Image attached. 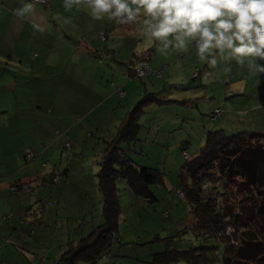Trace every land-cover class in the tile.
Listing matches in <instances>:
<instances>
[{
	"label": "crops",
	"instance_id": "0c3cea01",
	"mask_svg": "<svg viewBox=\"0 0 264 264\" xmlns=\"http://www.w3.org/2000/svg\"><path fill=\"white\" fill-rule=\"evenodd\" d=\"M49 1L50 10H43L44 6L31 0H0V65L13 58L18 63L17 66H0V241H4L2 237H9L16 242L15 246L26 243L25 230L21 229L23 224H32L38 219L34 206L37 201L43 200L42 196L47 192L48 174L52 178L54 171L60 172L56 163L49 165L53 143L58 142L53 140V134L56 133L53 132L54 121L64 124L65 135L69 136L67 138L70 141L77 139L74 132L76 122L80 125L87 120L88 125L91 117L105 116L104 122L97 119V124L91 128L98 133L96 138H100L103 128L109 126L113 130L108 129L107 132L113 137L121 117L116 115V108L110 111L103 105L113 100L114 96L119 98L115 89H123L124 84L130 81L125 77L128 66L146 61L152 73H161L160 79L166 77L165 83L176 87L179 83V86H183V80H188L186 75L192 72V66L204 64L198 62L194 48L188 52L177 50L161 54L157 51V44L146 39L138 25H117L108 21L107 17L96 21L90 16L86 4L74 5L71 11H65L63 0ZM24 3H33L34 12L19 18L14 10L21 8ZM66 19L70 23H65ZM31 21L38 23L43 32L34 34ZM105 54H111V58L99 62L98 58ZM28 56L31 66H25ZM54 73L58 74L59 79L53 78ZM244 76L235 87L226 83L223 97L211 98L213 100L203 104L204 115L214 122L210 131L221 130L226 135L244 131L264 133V96L259 102L252 100L249 108L239 105V101H232L229 105L226 103L230 98L245 95V90L255 89L251 92L254 96L264 94V75L253 76L258 77V81L255 83L252 80L249 85H246ZM200 77L197 83L205 88L209 82L217 81V78L207 77L209 82L205 83L206 73ZM103 82L110 88V93L105 92ZM142 84L143 88H147L146 82ZM102 89L105 92L103 94ZM187 89H192V83ZM164 92L168 97L176 98L177 92L175 97L167 87ZM208 94L204 96H210ZM168 104L159 103L158 106ZM190 106L187 104L185 107ZM195 107L201 110L198 105ZM216 108L222 110V115L212 120L210 115ZM102 111L104 114L100 113ZM241 112L248 113L243 122L238 121L233 125L224 123L226 117L234 115L235 118ZM189 116L186 112L172 115L180 123ZM86 126L83 124L81 128ZM205 129L209 130V127L205 125ZM102 140L107 142L104 138ZM138 140L137 143L143 142L139 136ZM198 149L195 148L191 155ZM28 152L33 154L31 160L26 159ZM43 161L46 166H42ZM60 173L68 175L67 169ZM13 185L26 186L28 191L17 195L11 191ZM35 187L41 189L35 190ZM77 242L67 241L68 244Z\"/></svg>",
	"mask_w": 264,
	"mask_h": 264
},
{
	"label": "rangeland",
	"instance_id": "374dc122",
	"mask_svg": "<svg viewBox=\"0 0 264 264\" xmlns=\"http://www.w3.org/2000/svg\"><path fill=\"white\" fill-rule=\"evenodd\" d=\"M6 3L8 4V2ZM43 10L50 9L44 7ZM31 64L30 56H28L25 66H31ZM17 65L18 63L13 58L12 61L6 60L4 65L0 66ZM226 69H230V71H226ZM204 72L210 74L207 76L209 79L216 80L217 78L216 82H209L206 88L197 83L201 79L199 76H203ZM189 73L186 75L188 80H183V86H179L181 83L177 84L178 87L166 84V77L163 79L159 77L161 73L148 74L152 76L147 77L146 75L142 77V80L134 77L123 86L127 93L124 99L114 96L113 100L103 105L110 111L112 108H116V115L122 117L143 94V82H146L147 88L145 89L147 90L157 91L167 87L172 96L177 92L175 99H186L185 103H170L164 106L150 104L145 108V113L140 116L141 128L138 136L143 139V142L137 143L136 152H132L131 157L141 161L139 163L159 168L163 172V180L151 186L153 200L136 196L123 181L117 182L121 206L117 223L119 241L113 239L111 253L103 257L99 264H108L110 261L111 264L114 262L119 264H153L150 263L152 254L165 249L163 241L156 240L158 236L161 238L175 235L173 247L177 249L204 244L201 237L194 236L188 229L193 223V217L189 212L186 200L179 193L178 175L185 162L182 146L187 147L186 151L191 156L194 149L204 143V137L208 131L213 129L211 124L214 122L204 115L203 104L223 97L222 93H224L226 83H231L235 87L241 82L240 79H244L245 75L246 85H249L252 80L256 83L258 77L249 76L247 68H241L234 60L230 63L221 62L215 69L209 68L206 63L199 67L192 66V72ZM53 78L59 79L58 74L54 73ZM191 83L192 89H187ZM103 85L105 92L110 93V88L105 86L104 82ZM104 89H102V94ZM254 90H245V95L230 98L226 103L229 105L232 101H239L241 102L239 105L249 108L252 100L259 102L262 99L261 96H264L262 93L254 96L255 94L251 93ZM205 93H209L210 96H204ZM259 96L260 98H257ZM189 97L193 102L189 100ZM187 104L191 106L185 107ZM195 105H198L201 110L198 111ZM239 105L238 107H241ZM181 112L189 113L190 116L184 122L181 120L180 123L172 115ZM100 113L104 114L103 111ZM247 116L248 113L243 112L239 114V118H234V115H231L226 117L224 123L233 125L238 121L243 122L244 117ZM104 118L105 116L101 118L98 115L93 116L88 120L90 121L88 125L87 120H84V123L80 125L76 122L74 132H76L77 139L70 141L68 140L69 136L65 135L64 124L54 121L53 132L58 131L59 133L53 134V140H58V142L55 143L52 140L54 145L53 153L49 157V165L52 166L56 163L60 167V172L67 169L68 175H61L58 181L53 183L51 174H48L47 192L43 194V200L37 201L34 206L38 219L32 224H23L21 227L26 233V243L15 246L16 242L12 238L2 237L4 241H0V264H57L59 256L69 247L70 243L68 244L67 241L77 242L103 221V204L98 189L97 171L106 145L102 139L107 141L112 139V136L107 132L112 128L109 126L103 128L101 139L96 138L98 133L95 135L96 131L92 128L97 124V119L104 122ZM83 124L87 125L86 128H81ZM205 125L209 127V130H204ZM66 142H68L67 146H65ZM181 142L182 144H180ZM261 142H264V139ZM141 146L143 152L140 150ZM210 182L207 183V187H211V189L206 192L209 193V205H213L214 201L212 200L216 194L212 190L214 185L211 183L213 182ZM40 189L35 187V190ZM200 194L205 195L204 192ZM41 202L42 204H40ZM216 203L220 205V201ZM41 210L42 212H40ZM176 228L177 230H175ZM179 230L183 232L177 235ZM211 240L207 239L208 246L213 245ZM217 247L213 249V264H223V248Z\"/></svg>",
	"mask_w": 264,
	"mask_h": 264
},
{
	"label": "trees",
	"instance_id": "16d2710c",
	"mask_svg": "<svg viewBox=\"0 0 264 264\" xmlns=\"http://www.w3.org/2000/svg\"><path fill=\"white\" fill-rule=\"evenodd\" d=\"M107 55L109 57L101 61L98 58L99 62L111 58V54ZM137 63L128 66L125 74L127 80L134 77L142 79L152 74L151 70L136 77L132 69ZM119 88L124 95H118L117 88L115 93L124 99L126 92ZM165 88L157 91L144 88L143 94L120 118L114 136L106 142L97 171L103 222L76 244L70 243L57 264H99L103 257L111 253L113 239L119 241L116 232L121 207L118 180H122L134 195L154 199L151 186L162 182L163 172L159 168L142 165L131 157V153L136 152L141 128L139 118L147 106L152 103H185V99L168 97ZM262 139L264 133L261 132L244 131L226 135L221 130H215L206 134L203 145L185 159L178 175V188L193 217L188 229L194 236L201 237L204 244L177 249L173 247L175 235L158 236L156 240L163 241L165 249L153 253L150 263L213 264V249L219 246L223 248V264H264ZM209 181L213 182L210 183L214 185L212 190L216 194L213 205H209V193L206 192L211 189L207 187ZM201 192L205 195H201ZM217 201H220V205H217ZM182 232L179 230L177 235ZM207 239H212L213 245L208 246Z\"/></svg>",
	"mask_w": 264,
	"mask_h": 264
},
{
	"label": "clouds",
	"instance_id": "9594fccd",
	"mask_svg": "<svg viewBox=\"0 0 264 264\" xmlns=\"http://www.w3.org/2000/svg\"><path fill=\"white\" fill-rule=\"evenodd\" d=\"M82 3L93 20L138 25L161 54L194 48L209 68L234 60L249 76L264 75V0H63L65 11ZM32 12L33 3L14 10L19 18ZM31 27L43 32L38 23Z\"/></svg>",
	"mask_w": 264,
	"mask_h": 264
},
{
	"label": "built area",
	"instance_id": "2783aa9c",
	"mask_svg": "<svg viewBox=\"0 0 264 264\" xmlns=\"http://www.w3.org/2000/svg\"><path fill=\"white\" fill-rule=\"evenodd\" d=\"M31 2H35V3L41 4L42 6H44V7H46V8H49V7H50V1H49V0H31ZM103 38H104V36L102 35V36H101V39H103ZM105 57H109V55H107V54L104 55V56L100 59V61H101L103 58H105ZM132 71L134 72V75H135L136 77H140V76H142L143 74H145L146 72H150L151 69H150V66H149L148 62H146V61H139V62L137 63V65H136V67H134V68L132 69ZM116 92H117L118 95H120V96H123V95H124V92H123L120 88H117V89H116ZM221 115H222V110H221L220 108H216V109L213 111V113L210 115V119L215 120V119L219 118ZM56 133H57V131H56ZM67 145H68V142L65 143V146H67ZM186 148H187L186 146H183V147H182V151H183V155H184L185 159H188V158L190 157V155H189L188 152L186 151ZM32 158H33V154H32L31 152H28V153L26 154V159L31 160ZM42 166H46L45 161L42 162ZM61 175H63V174L60 173L59 171H54V173L52 174V182H53V183L57 182L58 179H59V177H60ZM11 191H12L13 193L17 194V195H21V194H23V193H25V192L28 191V187L23 186V185H21V186L13 185V186L11 187ZM179 193H180V195H181V197H182V196H183L182 191H179Z\"/></svg>",
	"mask_w": 264,
	"mask_h": 264
}]
</instances>
